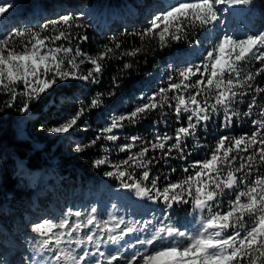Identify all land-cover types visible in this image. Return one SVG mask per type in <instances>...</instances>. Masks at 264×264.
<instances>
[{
	"label": "trees",
	"instance_id": "16d2710c",
	"mask_svg": "<svg viewBox=\"0 0 264 264\" xmlns=\"http://www.w3.org/2000/svg\"><path fill=\"white\" fill-rule=\"evenodd\" d=\"M177 2L179 0H11L12 7L6 9L5 14H0V36L17 30L25 33L23 38L17 37L15 43L10 44L17 52L24 51L26 46L30 49L29 42H34L32 33L39 34L40 38L58 35V31L51 27L45 30L44 26L51 25L53 20H58L63 14H70L76 17L80 25L71 30L72 38L46 39L41 52L56 47L70 48L72 51L68 55L63 52L56 55L62 59L64 70H75L83 75H87L94 65L90 61L79 64L82 57H77L75 63L79 67L73 69L69 60L77 49L89 57H99L101 53H105L106 57L99 61L102 72L96 74L97 83L75 78L58 80L39 100L31 102L27 112L19 111L26 97L18 96L15 106L8 108L10 93L0 89V241L16 231L12 228L25 225L22 232L17 231L22 239L20 248L24 264H46L51 255L38 251L41 236L34 232L36 223L47 221L59 225L63 219L73 222L76 220V211L87 213L93 207L98 208L96 216L101 225L107 221L111 228L115 222L123 221L120 228L125 229L123 235L126 238L117 243L108 240L106 230L101 233L105 241L101 250L109 254L131 255L140 248L138 239L150 236L155 228L165 223L188 232H194L199 227L201 212L191 203L173 202L174 206L170 208L163 196L153 195L152 199L139 197L134 188L126 189L120 180L105 176L106 171L123 170L132 177L131 181L124 179V183L146 184L153 193L162 191L169 182L180 183L191 176L194 194L197 182L195 171L200 169L192 168L191 165L210 159L221 136L238 137L253 131L250 120L236 121L230 129H222V113L214 115L206 127L198 129L196 136L187 140V159H169L167 163L162 158L159 162L153 160V157H160L161 153L159 149L151 150L150 141L155 139L156 130L161 135L174 136L179 126L174 115L175 100L172 98L175 91L169 89L170 80L180 83V69L207 63V53L213 51L218 38L222 39L224 34L244 38L248 34L264 32V0H250V4L245 6L227 3L217 6V23L208 28L186 26L182 34L184 38L179 41L166 37L167 43L161 46L158 35L141 39L140 34L149 27L150 19L167 10L168 4ZM85 12L88 14L85 15ZM80 35L87 36V40L77 39ZM106 46L113 51L107 52ZM125 64L129 67L125 68ZM258 66L252 61L253 70ZM197 79H203L199 73L186 82L194 83ZM254 84L264 87V74L258 76ZM15 87L18 92L24 91L23 83ZM161 88L169 89L165 97L158 98V103L163 104V112L168 113L167 122L158 108L134 125L124 121L123 128L114 130L118 135L117 141L96 139L102 129L111 123L113 116L130 114L138 104L147 102L142 97L154 95ZM188 91L194 93L196 90ZM97 96L101 99V105L92 109L91 100ZM198 98L204 100L203 95ZM166 99L172 100V108L167 106ZM244 100L243 104L237 105L241 111L247 110L251 96ZM81 103L87 110L69 133L50 134L46 131L47 127L72 118L80 110ZM257 103L253 118H258L260 107L264 106V94L258 97ZM188 114H185L181 124L187 123ZM41 125L45 130H41ZM133 135L143 139L132 149L120 151L121 146L132 142L130 138ZM197 139L199 143H196ZM168 143H174V140ZM78 145L84 149L80 153L74 150ZM145 146L149 148L146 162L153 161L149 168L151 176L153 179L158 178V187L155 189L149 182L142 180V168L132 164L125 167L122 163ZM232 154L237 155L236 152ZM249 154L245 152L238 155ZM172 156H179V153L174 151ZM105 157L108 164L94 166L96 159ZM240 162L237 159L232 168H238ZM115 165H120V168L117 169ZM186 167L187 173L184 171ZM222 169V175L226 176L228 166L222 165ZM253 172L250 180L255 179V168ZM259 174L264 175V165L260 166ZM243 187L241 185V189ZM187 192L185 188L183 198L191 201L192 197ZM227 193L228 190L221 198L223 210H227L228 201L234 199V195L229 196ZM28 224L32 225L31 229L27 228ZM128 227L133 228L132 233L126 231ZM144 228L148 231H143ZM113 234L119 237L120 229H116Z\"/></svg>",
	"mask_w": 264,
	"mask_h": 264
},
{
	"label": "snow or ice",
	"instance_id": "6c2138e0",
	"mask_svg": "<svg viewBox=\"0 0 264 264\" xmlns=\"http://www.w3.org/2000/svg\"><path fill=\"white\" fill-rule=\"evenodd\" d=\"M224 3L231 6H245L250 4V0H191V2L179 0L175 4L170 3L167 5V10L150 19L149 27L140 34L141 39L144 36L158 35L161 46L167 43L166 37L179 41L184 38L182 34L186 26L208 28L217 23L219 20L217 6ZM0 4L4 5L0 6V14H5L6 9L12 7L11 0H0ZM49 27L58 31V35L40 38L39 34L32 33L34 42L30 41V49L26 46L22 52H17L10 47V44L15 43L17 37L23 38L24 32L17 30L0 36V89L10 93L8 108L14 107L18 96L22 95L26 99L19 111H29L31 102L39 100L41 95L58 80L75 78L90 83L98 82L96 74L102 72L99 61L106 58L105 53L94 58L84 55L78 49L75 51L69 64L76 69L79 67L75 63L77 57H82L79 64L90 61L94 68L89 70L87 75L78 74L75 70L63 69V61L56 54L63 52L68 55L72 51L70 48H49L48 51L41 53L46 39L72 38L71 30L80 27L76 17L63 14L58 20H53L51 25L44 26L45 30ZM76 38L81 41L87 40V36L84 35ZM116 47L119 48L120 45L117 44ZM261 49H264V32L256 35L248 34L244 38L224 34L222 39L218 38L213 51L207 53V63L180 69L179 76L182 78L180 83L170 80L169 89L175 91L172 99L175 100L174 115L179 126L175 129L174 136L161 135L159 130H156L155 139L150 141L151 150H161L160 157H153L156 162L161 158L165 163L169 159H187L185 155L187 140L196 136L198 129L206 127L207 122L214 115L218 116L222 113L220 122L222 129H230L234 122L245 120H250L253 127L250 134L246 133L238 137L221 136L210 159L194 162L191 165L192 168L200 169L195 171L197 182L194 194L191 176L180 183L169 182L162 191L153 193L146 184L141 186L138 182L124 183V179L131 181L132 177L131 174L126 175L123 170L105 172V176L120 180L124 188H134L139 197L152 199L153 195L163 196L170 208L174 206L173 202L191 203L201 212L199 227L194 232H188L165 223L155 228L150 236L138 239L140 248L135 249L131 255H116L101 250V245L105 243L101 233L106 230L108 240L117 243L120 239L126 238L123 235L125 229L120 228L123 221L119 220L109 228L107 221L101 225L96 216L98 208L93 207L87 213L76 211L74 213L76 220L73 222L63 219L59 225L47 221L35 224L34 232L41 236L38 241V251L51 254L46 264H105V262L106 264H264V175L259 174L260 166L264 165V106L260 107L258 118H253V110L258 107V97L264 94V87L254 84L256 78L264 74V51ZM106 51L110 53L113 49L106 46ZM252 61L259 65L254 70L251 68ZM127 67L129 65L125 64V68ZM49 73H51L50 77ZM197 73L203 79H197L194 83L186 82ZM42 76L46 78L42 79ZM19 83H23V92H18L15 87ZM169 89L161 88L154 95L142 97L141 99L147 102L138 104L130 114L113 116L111 123L102 129L96 139L115 142L118 135L114 130L123 128L124 121L134 125L158 108L167 122L168 113L163 112V104L158 103V98L165 97ZM189 89L196 91L190 93ZM200 95L204 96L203 101L198 98ZM249 95L251 100L247 103V110H239L237 105L243 104L244 98ZM212 100L214 102H210ZM166 103L169 108L173 107L171 99H166ZM100 105L99 96L91 100L92 109ZM86 110V106L81 103L80 110L72 118L58 126L47 127L46 131L50 134L69 133L77 126L78 120ZM185 114H188L187 123L181 124ZM41 130H45L43 125ZM130 139L132 142L121 146L120 151L132 149L143 138L133 135ZM171 140H174V143L169 144L168 141ZM95 142L92 141L93 144ZM196 143H199L198 139ZM74 150L80 153L84 149L78 145ZM174 151L178 152L179 156L173 157ZM148 152L149 148L145 146L138 153L128 156L122 163L125 167L132 164L142 168V180L149 182L155 189L158 187V178L153 179L149 171L153 161L146 162ZM233 152L237 155H233ZM245 152L250 154L238 155ZM237 159H240V165L233 169L232 165ZM108 163L105 157L96 159L94 166ZM222 165L228 166L226 176L222 175ZM115 167L119 169L120 165ZM254 168L255 179L250 180L249 177L254 175ZM184 171L187 173L188 168L186 167ZM236 173L242 175L237 176ZM241 185L244 186L242 189ZM185 188L188 190L187 194L192 197L191 201L183 198ZM236 189L241 190L235 192ZM226 190L229 196L234 195V199H230L227 210H223L221 198ZM112 219L116 220L115 217ZM54 228L58 230L53 231ZM116 229H120L119 237L113 234ZM142 230L148 231L147 228ZM126 231L132 233L133 228L128 227Z\"/></svg>",
	"mask_w": 264,
	"mask_h": 264
},
{
	"label": "rangeland",
	"instance_id": "374dc122",
	"mask_svg": "<svg viewBox=\"0 0 264 264\" xmlns=\"http://www.w3.org/2000/svg\"><path fill=\"white\" fill-rule=\"evenodd\" d=\"M84 14L87 15L88 13L85 12ZM41 53L43 54V52ZM48 63H51V61H48ZM41 71L43 70L41 69ZM49 213H51V211H49ZM23 228H25V225H21L17 228H12V230L16 231L10 233L9 236L6 235L7 238H3L0 241V264H24L23 252H21L22 249L20 248L22 239L20 238V236H18L17 232L18 230L22 232ZM27 228L31 229L32 225L28 224Z\"/></svg>",
	"mask_w": 264,
	"mask_h": 264
}]
</instances>
